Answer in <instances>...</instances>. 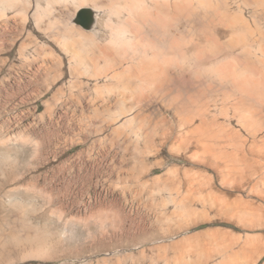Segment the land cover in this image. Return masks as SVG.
I'll use <instances>...</instances> for the list:
<instances>
[{
    "label": "bare ground",
    "instance_id": "bare-ground-1",
    "mask_svg": "<svg viewBox=\"0 0 264 264\" xmlns=\"http://www.w3.org/2000/svg\"><path fill=\"white\" fill-rule=\"evenodd\" d=\"M13 50L44 81L50 119L58 106L81 108L76 127L59 115L47 128L58 150H76L80 171L57 189L54 175L30 184L46 209L76 210L90 227L94 246L79 256L264 264V0H0V75ZM2 131L0 143L21 153H56ZM162 156H189L196 168ZM185 186L200 193L175 192ZM159 207L168 222L176 214L188 228L211 226L175 244L188 251L159 253Z\"/></svg>",
    "mask_w": 264,
    "mask_h": 264
},
{
    "label": "rangeland",
    "instance_id": "rangeland-1",
    "mask_svg": "<svg viewBox=\"0 0 264 264\" xmlns=\"http://www.w3.org/2000/svg\"><path fill=\"white\" fill-rule=\"evenodd\" d=\"M16 51L13 50L11 54L13 57L12 62L1 68L4 69L2 70L3 74L0 75V131L3 128L4 131L2 132L7 138L19 132L28 136L32 135L35 140L41 141L39 149L43 147L42 150H49L51 148L50 150L56 153L52 156H31L32 145H27L26 151L24 150L25 152L21 153V148L18 146L10 143L5 145L0 143V181L4 182L6 180L8 182L6 188L8 192L1 196L4 205L1 204L0 207V264H91L88 255L79 256V253L92 250V246H94L90 227L76 218L79 213L72 209L64 216L60 215L59 211H55L54 214L42 205L41 198L38 199L39 192L35 193V191H38L36 188L40 189L45 186L47 175L59 176L57 182H53L54 187L58 188L68 184L72 176L80 171L81 164L79 156H75L76 150H58L57 137L52 138L53 141L50 142L47 134H50L49 124L58 120L59 115L64 119L67 118L66 121H70V123H73L72 126L76 127L82 116L81 108L73 104L64 107L58 106L59 110L56 109L55 117L53 116V120L50 119L45 114L46 105L44 104L46 100L50 99V94L45 91L46 85L45 83L42 84L44 81L41 78H32V80L29 77V72L26 73L28 66L19 62ZM12 64L14 65L12 66ZM21 66L24 68L21 69ZM66 121L64 122L68 125L69 123ZM65 128V132L71 130L67 129V126ZM45 139L46 143L44 142ZM43 143L45 144L43 145ZM162 157L167 160L168 167H177L182 171L196 168V165L187 158L189 156ZM178 178L181 183L187 184L188 179L184 177L182 172ZM33 183L36 185L35 191L30 185ZM74 190L73 192H75ZM183 190L185 191L183 192ZM193 190L197 189L185 186L178 188L177 192L185 195L190 191L193 193ZM214 190L219 195L225 193L219 186L215 187ZM202 191L204 193V189ZM234 196L235 193L231 194L232 198ZM192 204L188 203L187 206L190 205L191 207ZM43 210L44 212L48 210L45 217L42 213ZM175 210L173 208L171 211ZM81 213H84V211ZM175 215L172 218L174 220L168 222L167 217L170 216L168 210L159 207L156 227L161 234L157 239V243L163 248L159 253L188 251L177 248L175 244L185 238L192 237L197 231L203 232L211 226V223H206L191 229L186 226L185 221L180 220ZM171 227L173 231L165 233V230L167 231ZM165 245L166 248H164Z\"/></svg>",
    "mask_w": 264,
    "mask_h": 264
},
{
    "label": "crops",
    "instance_id": "crops-1",
    "mask_svg": "<svg viewBox=\"0 0 264 264\" xmlns=\"http://www.w3.org/2000/svg\"><path fill=\"white\" fill-rule=\"evenodd\" d=\"M184 191H185V190H183V192H184ZM176 192H177V190H176ZM177 193H178V192H177ZM178 194H179V193H178ZM207 229H208V228H207ZM201 232H202V231H201ZM179 238H180V237H179ZM179 238H178V239H179Z\"/></svg>",
    "mask_w": 264,
    "mask_h": 264
}]
</instances>
